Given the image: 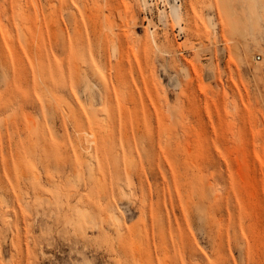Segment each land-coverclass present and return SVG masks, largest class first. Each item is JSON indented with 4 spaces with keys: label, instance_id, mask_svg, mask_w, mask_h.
I'll return each mask as SVG.
<instances>
[{
    "label": "rangeland",
    "instance_id": "rangeland-1",
    "mask_svg": "<svg viewBox=\"0 0 264 264\" xmlns=\"http://www.w3.org/2000/svg\"><path fill=\"white\" fill-rule=\"evenodd\" d=\"M83 259L264 264V0H0V263Z\"/></svg>",
    "mask_w": 264,
    "mask_h": 264
},
{
    "label": "bare ground",
    "instance_id": "bare-ground-1",
    "mask_svg": "<svg viewBox=\"0 0 264 264\" xmlns=\"http://www.w3.org/2000/svg\"><path fill=\"white\" fill-rule=\"evenodd\" d=\"M211 24H212V22H211ZM256 59L253 57V61L254 62H256L255 61ZM78 72V71H77ZM91 72V71H90ZM92 73V75H95V71H93V72H91ZM90 73V74H91ZM86 74V73H85ZM86 76H87V79H88V81H89V83H92V80L90 79V77L88 76V72H87V74H86ZM94 83V82H93ZM92 83V84H93ZM91 84V85H92ZM95 84V83H94ZM93 86V85H92ZM92 86H91V88H89V95H88V100H89V104H93V101H95L94 100V91H92L93 90V88H92ZM94 87V86H93ZM107 88V87H106ZM107 92H109V91H107V89H106V92L104 93V94H108V96L110 95L109 93H107ZM111 93V92H110ZM103 94V95H104ZM102 96V95H101ZM100 96V97H101ZM107 96V95H106ZM99 97V98H100ZM103 97V96H102ZM109 97H111V95L109 96ZM109 97H108V99H109ZM100 100V99H99ZM102 101H103V99H101ZM106 100H107V98H106ZM110 101H112V100H110ZM108 102H109V100H108ZM113 103V102H112ZM114 104V103H113ZM105 106V105H104ZM113 106V105H112ZM109 108H110V106H108ZM111 109V108H110ZM75 111H77L76 109H74ZM112 223H111V226H110V228L114 231V230H116L117 231V233L116 234H119L120 235V231H121V229H119V224H118V221L120 220V218H119V216L118 215H113L112 216ZM120 230V231H119ZM168 248V247H167ZM168 250V249H167ZM167 253H168V251H167ZM16 260V259H15ZM20 260V259H19ZM165 260V259H164ZM13 261V260H12ZM143 261V260H142ZM16 262V261H15ZM18 263V262H17ZM1 264V263H0ZM15 264V263H14ZM28 264H29V262H28ZM79 264H91L88 260H85V259H83L82 261H80V263ZM163 264H164V262H163Z\"/></svg>",
    "mask_w": 264,
    "mask_h": 264
}]
</instances>
